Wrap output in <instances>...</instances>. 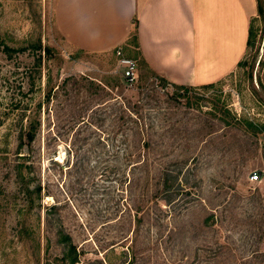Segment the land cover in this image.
<instances>
[{
    "label": "rangeland",
    "instance_id": "rangeland-1",
    "mask_svg": "<svg viewBox=\"0 0 264 264\" xmlns=\"http://www.w3.org/2000/svg\"><path fill=\"white\" fill-rule=\"evenodd\" d=\"M258 3L263 14L250 22L248 47L232 73L208 89L180 90L121 47L116 51L137 65L130 87L116 51L69 48L52 25L54 0H0V44L14 50L7 56L0 48V264H264V1ZM119 93L144 105L145 122L162 128L161 137L174 138L165 161L174 164L172 193L160 183L144 194L150 204L158 192L165 215L153 204L140 222L126 213L140 198L137 172L127 184L129 169L120 154L111 157L107 115ZM96 104L106 108L101 126L91 123ZM81 118L92 126L77 128ZM253 172L257 183L248 181ZM167 199L173 204L164 207Z\"/></svg>",
    "mask_w": 264,
    "mask_h": 264
},
{
    "label": "crops",
    "instance_id": "crops-1",
    "mask_svg": "<svg viewBox=\"0 0 264 264\" xmlns=\"http://www.w3.org/2000/svg\"><path fill=\"white\" fill-rule=\"evenodd\" d=\"M255 0H54L52 25L83 54L121 47L168 84L199 87L242 60Z\"/></svg>",
    "mask_w": 264,
    "mask_h": 264
},
{
    "label": "trees",
    "instance_id": "trees-1",
    "mask_svg": "<svg viewBox=\"0 0 264 264\" xmlns=\"http://www.w3.org/2000/svg\"><path fill=\"white\" fill-rule=\"evenodd\" d=\"M255 1L256 15L261 16L263 14V10L258 3V0ZM249 35L250 31L248 29L246 48L248 47ZM0 48L2 53L7 56L9 55V53L14 52V50L2 44H0ZM67 79L68 78H66L65 81H67ZM69 80H71L74 84L84 82L90 87L93 86V83H91L90 81H84L83 79L78 80L75 78H69L68 81ZM161 81L164 82V84H168L163 79ZM168 85L176 87L180 90L196 88L174 86L172 84ZM212 85L213 84H207L200 86V88L208 89L212 87ZM111 100L112 102L109 107V113L107 115V117L110 118V147L113 151V153H111V157L116 158L117 160V157L120 154L123 162L129 169L128 173H130V177L128 175V177L124 178L127 184L131 183L132 170H135V172L139 173V177H141L139 178L137 173H134V175L136 176L135 180H138V182H136V187H138L140 198H136L138 202L134 204V206L126 207V213L128 215L132 214L134 217V221H139L140 217H137L139 213H142L145 217L150 213V205L154 204L158 207V192L150 196V204H145L144 194L145 192H148L150 187L155 188L160 183H162L164 187L163 192H165L166 194H170L173 191L171 187L174 184V164L173 162L166 163L165 161H167L169 154L173 153L172 151L174 150V138L161 137L158 132H160L162 128H160L159 126H154L152 123L145 122L146 117L144 105L141 104L139 100L132 102L120 93L113 97ZM89 111L92 116L91 123L101 126V123L104 121L103 117L106 108H104L102 104H96ZM91 123L88 120L81 118L80 122L76 126L77 128H79L80 125L92 126ZM35 125L38 126V123H36ZM247 125L249 126L250 124ZM26 137V143L30 144L33 141V133H27ZM150 150L153 151V154L151 156H149ZM131 189L132 188L129 189V193ZM39 191V186H36L33 190L35 194L39 193ZM131 194L133 193L131 192ZM163 201L166 202V204L163 205L164 207L167 206V204L168 206L173 204H170V201L168 199ZM158 209H160V207H158ZM166 213L168 214L169 211H167ZM163 214L165 215V212H163ZM63 241L65 242L69 255L71 253L73 254L74 247L72 246V244H70L69 238L65 237L63 238ZM130 244H132V241H130ZM74 263H76L75 258H71L70 264Z\"/></svg>",
    "mask_w": 264,
    "mask_h": 264
},
{
    "label": "built area",
    "instance_id": "built-area-1",
    "mask_svg": "<svg viewBox=\"0 0 264 264\" xmlns=\"http://www.w3.org/2000/svg\"><path fill=\"white\" fill-rule=\"evenodd\" d=\"M264 1V0H263ZM116 51V49L114 50ZM117 56V70L119 72L120 78L123 84L127 87H130L136 83L137 75V65L136 63L124 56L118 51H116ZM248 181L250 183H257L259 182V174L257 172H253L248 176Z\"/></svg>",
    "mask_w": 264,
    "mask_h": 264
}]
</instances>
